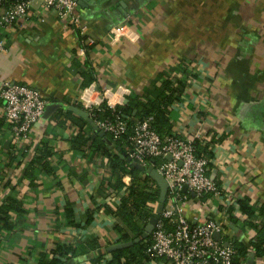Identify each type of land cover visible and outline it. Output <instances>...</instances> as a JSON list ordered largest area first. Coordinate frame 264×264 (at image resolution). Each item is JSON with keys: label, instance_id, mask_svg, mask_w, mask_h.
Listing matches in <instances>:
<instances>
[{"label": "crops", "instance_id": "0c3cea01", "mask_svg": "<svg viewBox=\"0 0 264 264\" xmlns=\"http://www.w3.org/2000/svg\"><path fill=\"white\" fill-rule=\"evenodd\" d=\"M77 11L86 35L94 39L80 56L88 59L93 78L87 85L73 65L74 34L38 2L30 21L8 33L7 48L0 54V81L32 86L59 106L34 124L29 141L19 148H28L25 161L19 162L11 154L12 134L0 98V204L11 196L19 206L8 211V225L0 230V264H38L40 255L51 257L56 244H76L90 236H100L102 246H108L106 239L115 234L103 205L117 200L131 176L124 174L117 190L108 187L109 159L94 148L101 144L106 153L126 157L107 133H83L89 140L72 147L82 131L63 112L70 105L83 107L87 99L99 104L106 90L113 103L124 105L130 96L141 95L150 80L184 61L195 77L189 76L184 95L171 107L172 131L182 137L208 132L221 138L209 176L237 201L260 204L264 0H79ZM40 145L51 151L48 167H35L31 177L23 176ZM90 214L93 218L85 224ZM207 214L211 209L200 203L186 205L192 224ZM229 225L234 228L230 239L243 240L242 229ZM88 257L91 253L74 263L86 264Z\"/></svg>", "mask_w": 264, "mask_h": 264}, {"label": "built area", "instance_id": "2783aa9c", "mask_svg": "<svg viewBox=\"0 0 264 264\" xmlns=\"http://www.w3.org/2000/svg\"><path fill=\"white\" fill-rule=\"evenodd\" d=\"M36 2L45 11L56 16L62 29L74 34L78 42L76 53L84 57L87 50L82 44L92 45L94 39L86 35L87 27L77 11L79 0H0V54L7 48L8 33L30 21ZM186 65L191 73L189 63ZM107 91L99 104L93 105L87 99L83 108L88 111L105 103L111 109V115L94 119L90 114L97 129L111 134L114 138L127 135L125 157L143 170L154 168L167 182L164 208L150 233V255L166 258L172 264H234L237 250L230 239L232 229L226 228L231 224L230 214L238 219L233 224L237 228L242 226L243 221L261 226L263 218L256 216L250 219L242 214L235 195L209 176L214 147L217 145L210 143L214 138L212 133L195 132L191 136L182 137L172 131L171 134L161 137L152 126L151 115L129 126L128 120L116 110L120 105L106 96ZM0 98L3 101L4 122L12 134L11 153L18 156L20 162H24V154L28 152V148L21 149L20 153L17 151L23 143L29 141L34 124L44 119L45 109L50 102L38 89L9 81H0ZM196 141L203 145L209 144L208 150L212 156L199 152ZM151 185L154 189L158 187L156 183ZM184 187L187 188L186 191H183ZM192 201L200 202L211 209V214H207L197 224H192L186 216V205ZM157 203L148 202L153 214ZM216 234H219L218 239L215 238ZM251 235L253 238V231ZM107 259L105 256L104 261ZM239 261V264H264V256L257 260L254 251L250 250Z\"/></svg>", "mask_w": 264, "mask_h": 264}, {"label": "trees", "instance_id": "16d2710c", "mask_svg": "<svg viewBox=\"0 0 264 264\" xmlns=\"http://www.w3.org/2000/svg\"><path fill=\"white\" fill-rule=\"evenodd\" d=\"M82 45L87 51L91 47V45ZM80 58L76 54L73 65L77 67L80 76L87 80V82H83V85H87L93 80L91 72H88L89 62L87 58ZM185 63L187 62H180L169 71L162 72L156 79L149 81L141 95L130 96L128 103L117 107L116 110L120 111L124 118L128 120L129 126L137 120L151 115L153 116L152 126L161 137L171 134V107L184 95L189 84V76L195 77L194 74L188 71ZM176 72L180 73V75ZM76 105L83 108L79 104ZM88 112L94 119L104 118L112 114L111 109H108L105 103L98 108L89 109ZM63 114L66 120H70L82 131L71 141L72 147L84 145L89 138L88 136L85 137L83 133L93 131L89 123L69 110H65ZM109 136L113 143L121 148V153L125 155V146L128 145L127 135L120 138H114L111 134ZM220 139L213 138L210 143H218ZM195 144L199 152L212 156V153L208 150L209 144L203 145L199 141H196ZM94 149L105 154L109 159L112 182H109L108 187L117 190L122 185L121 177L124 174L131 176V183L126 186L117 200L114 203H105L103 208L105 213L112 219L111 229L115 234L113 240L110 238L106 239L108 246L128 241H132L133 244L126 248L108 252L106 250L108 246H102L103 241L100 236H90L76 244H56L51 252V257L47 258L45 254L40 255L38 264H75L74 261L77 257L86 256L90 253L91 257H88V260H86L88 263L86 264H102V262H105V264H172L166 258L152 257L148 252L151 244V234L143 237L145 226L153 215L148 202H158L159 198V188L156 187L154 189L151 185L152 183L155 184L154 180L148 173L129 163L126 158L120 157L118 153H106L101 144ZM17 152L20 153L21 150ZM35 153L38 156H34L26 166V170L23 172L25 177H31L35 167L41 166L42 169L48 167L47 159L50 157L51 151L47 146L40 145L36 147ZM25 156L26 154H24ZM190 198L195 200L191 195ZM237 205L240 212L247 215L250 219L260 216L263 220L261 226H254L246 221L242 222L240 229L245 235L243 240L235 238L233 241L237 250L234 264H239V258H245L250 250L254 251L255 259L260 260L264 256V199L260 204L252 205L249 199L241 198L237 201ZM13 209H19V206L16 202L13 203V197L7 196L4 202L0 204V230L8 225V211ZM92 218V214L88 215L85 219V224L90 223ZM237 220L236 217L230 214L231 224H236ZM228 227L230 226L227 225L226 228ZM251 231L254 233L253 238ZM136 239H139L138 242H135ZM105 255H108L109 258L104 261Z\"/></svg>", "mask_w": 264, "mask_h": 264}, {"label": "water", "instance_id": "95a60500", "mask_svg": "<svg viewBox=\"0 0 264 264\" xmlns=\"http://www.w3.org/2000/svg\"><path fill=\"white\" fill-rule=\"evenodd\" d=\"M126 102H127V100L124 101V103H126ZM58 107L59 106L57 104L50 103L45 109L44 119L48 118ZM67 109L69 111L73 112L75 115H77L81 119L87 121L94 133H100L101 135L105 133V132L97 129V126L95 125L92 118L90 117L89 112L86 111L84 108H80L76 105H70V106H68ZM167 159H170V156H167ZM126 160L129 163H131L128 158H126ZM132 165L137 167L138 169L143 170L142 168H139L138 166H136L134 164H132ZM143 171H145L146 173H148L150 175V177L154 180V182L157 184V186L159 188V198H158V203H157V206L155 209V213L153 214V216L148 221L147 225L145 226V231L143 233V237H147L152 232L154 226L156 225V223L159 219L160 214L162 213V210L164 208V203L166 200V194H167L168 186H167V182L164 179V177L161 174H159L154 168H149V169L143 170ZM186 189L187 188L184 187L183 191H186ZM192 195L194 196V194H192ZM230 227L233 228L232 226H230ZM218 237H219V234H216L215 238L218 239ZM138 240L139 239H136L135 242H138ZM132 244H133L132 241L120 242V243L108 246L106 248V250L109 252V251H113L116 249H122V248L129 247Z\"/></svg>", "mask_w": 264, "mask_h": 264}]
</instances>
